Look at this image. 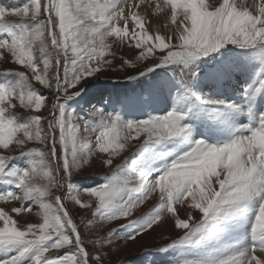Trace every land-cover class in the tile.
I'll use <instances>...</instances> for the list:
<instances>
[{"label": "snow or ice", "instance_id": "snow-or-ice-1", "mask_svg": "<svg viewBox=\"0 0 264 264\" xmlns=\"http://www.w3.org/2000/svg\"><path fill=\"white\" fill-rule=\"evenodd\" d=\"M149 15H162L168 32H150ZM111 38L138 49L137 62L154 58L130 77L152 83L124 103L155 111L167 91L172 105L136 119L93 106L83 119L84 132L97 133L91 145L69 102L83 96L82 81L112 64ZM8 59L24 70L0 78V150L43 148L0 155V202L20 201L24 207L11 209L17 215L35 205L42 222L18 225L0 208V264H105L111 240L91 241L90 251L81 225L127 219L121 227L135 241L166 216L181 231L168 245L178 252L173 264H264V111L257 110L264 105V0H26L0 6V60ZM233 81L239 98H223ZM49 95L56 99L40 115ZM18 107L29 115L18 119ZM142 136L135 173L125 162L95 187L73 186L94 155L111 167ZM21 161L26 166L16 168ZM65 186L74 205L91 210L89 219L76 222L59 194ZM153 199L150 211L128 219Z\"/></svg>", "mask_w": 264, "mask_h": 264}, {"label": "rangeland", "instance_id": "rangeland-1", "mask_svg": "<svg viewBox=\"0 0 264 264\" xmlns=\"http://www.w3.org/2000/svg\"><path fill=\"white\" fill-rule=\"evenodd\" d=\"M25 2L26 0H0V6H22ZM209 2L211 3L212 0H209ZM152 18L156 27L159 26L161 34L168 32V29L163 27L164 20L162 15L158 17L152 16ZM8 19L10 22L15 23L19 22L20 18L9 17ZM113 39L114 38H111L109 42L112 43ZM112 45V50L115 52V57L112 58V64L106 66L104 70L96 76L89 77L82 81L78 87L84 89L83 96L75 101L69 102L71 109L74 110V115L79 118L81 136L84 137L86 142L91 145L95 144V136L97 133L84 132L83 119L88 118L90 110L93 106L97 108L103 107L106 112H120L126 119L147 118L148 115L147 113V115H141L142 117L137 115L136 117L127 118V108L137 106L124 102L131 101L133 98L137 97L139 93L148 88L152 83V80H149L148 77L135 80L130 79V77L138 76L139 72L144 70L145 66L152 64L154 58L149 57L147 60L137 62L136 58L139 54L138 49L128 48L126 45L121 46L118 42L112 43ZM125 60L128 61V64L124 63ZM22 70L24 69H22L21 66L13 64L10 59L0 60V78H3V73ZM157 71L162 73L166 72L165 69H159ZM28 74L30 75V73ZM159 78V74H153V80ZM32 83L33 86L39 88L42 93L47 94L49 92V90L43 89L42 86L36 84L35 81ZM239 85L240 84L237 83L235 87H238ZM55 99L56 97L54 95H49L48 99L45 101V107L42 108L41 113L39 114L48 116V107L55 101ZM60 99L63 100L62 95L60 96ZM157 101L158 98L156 102ZM135 109H138V107ZM165 109H169L168 106L165 105L159 108V110L152 115L164 114ZM16 115L18 119H23L27 117L29 113L28 111L18 107L16 109ZM96 122L97 121L94 120L92 122L93 125H95ZM42 123L46 125L47 121L45 120ZM143 139L144 137L142 136L139 140L130 141L125 150H123L121 154L114 159V163L111 167L104 166V154L94 155L83 168L73 175V186L76 189L95 187L98 184L105 182V178L110 176L116 170L117 165H123L125 162H127V167L135 173L136 165H134L132 161L134 154L138 152ZM34 147L43 148L42 145L35 143H29L23 148L13 144L8 151L0 150V155L11 154L18 157L20 156L21 150L27 151ZM14 166L16 168H23L26 166V162H16ZM2 187L8 188L9 186L3 185ZM67 192L68 188L65 186L64 192L59 194L64 196V202L70 207L71 214L76 222L79 224L81 218L84 220L89 219L91 210L80 209L78 206L74 205L68 196L65 195ZM80 199L82 201H88L89 197L87 193H82ZM157 204L158 201L153 199L144 205V207L142 206L141 208L136 209L133 215L128 219L135 220L141 218ZM24 206L25 205H23L20 201H9L7 204L0 202V208H3L5 211H8L11 215H13V217L18 221V225L27 224L29 222H42L41 217L36 215L35 205H33V212L31 213L23 212L17 215L16 213L11 212V209L13 208ZM180 212L183 218V210L181 209ZM126 223H128V220L122 218L113 221L106 220L101 226V224L99 222H95L94 219V223L90 225L88 229H84L81 225L83 233L82 238L85 239V243L90 251L93 247L91 241L101 238L111 240V243H106L104 245V251L106 253L104 257L105 264H173V262L177 259V250L168 248V245H170L174 240L179 239L181 231L174 228L173 220L170 216H166L159 224L153 226V230L151 229L137 237L135 241L128 240L126 238L130 229L121 227V225ZM170 224L172 226H170ZM114 229L116 231H113ZM163 249H167V251H164Z\"/></svg>", "mask_w": 264, "mask_h": 264}, {"label": "bare ground", "instance_id": "bare-ground-1", "mask_svg": "<svg viewBox=\"0 0 264 264\" xmlns=\"http://www.w3.org/2000/svg\"><path fill=\"white\" fill-rule=\"evenodd\" d=\"M149 19L152 20V24L149 26V31L151 32V31H154L155 30L156 25H155V22H154V20H153V18H152L151 15H149ZM112 48H113V45H112ZM237 83H239V82L238 81H233V82L229 83L225 87L224 92H223V98L232 99V100H236V99L239 98L238 88L240 87V85L238 87H235ZM165 105L168 106V108L170 110V107L172 105V98L169 96V94H168L167 91L161 93L158 96V101L155 102V104L152 105V108L155 109V111H152L151 109L145 110V109L139 108V107H138V109H135L137 107H128L127 108V114L128 115H126V117L127 118H132V117H136L137 115H140V116L141 115H145V114L147 115V113L148 114H155L156 111L159 110V108H161V107H163ZM257 110L258 111H264V105L258 104L257 105ZM147 111H149V112H147ZM242 122L243 123H247L248 122V119L247 118H243ZM170 226H172V225L170 224ZM154 228H156V227H154ZM169 230H170V227H169Z\"/></svg>", "mask_w": 264, "mask_h": 264}]
</instances>
